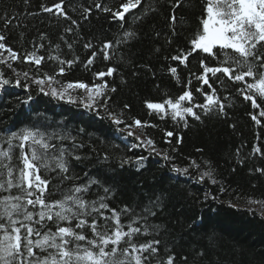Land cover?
<instances>
[{
	"label": "trees",
	"instance_id": "16d2710c",
	"mask_svg": "<svg viewBox=\"0 0 264 264\" xmlns=\"http://www.w3.org/2000/svg\"><path fill=\"white\" fill-rule=\"evenodd\" d=\"M61 2L70 19L54 8ZM125 2L0 0V35L5 37L0 43L18 54L13 61L3 52L7 62L0 64V148L6 147V135L29 128L49 137L48 142L56 146L53 153L60 148L72 153L67 157V175L74 179L61 183L57 171L40 170L42 178L51 180L48 199L61 198L57 185L65 191L96 180L86 196L89 200L105 195L104 187L109 188L105 203L120 214L122 224L141 229L132 242H160L158 252L142 264H166L168 257H174V264H264V216L259 211L264 208V172L256 171L264 169V99L253 93L259 104L253 108L237 91L245 87L244 82L219 73L225 83L214 78L210 83L225 104L224 114L217 110L205 114L197 108L199 120L187 116L173 120L168 110L157 114L149 109L148 103L163 104L185 90L204 103L203 95L196 92L201 84L192 74L202 73L200 59L206 54L193 53L185 64L171 57L187 52L192 39L202 32L207 0H142L124 20L113 17L112 12L122 11ZM96 4L111 11L98 10ZM86 8L91 9L87 19ZM173 14L175 23L170 19ZM125 31L134 32L135 37L117 43ZM106 42L112 47L104 50ZM86 43L92 48L85 49ZM93 51L97 55L87 64ZM33 52L44 57L39 66L25 62V56ZM61 60L73 63L61 65ZM205 62L219 66L212 57ZM61 67L65 71L58 75ZM171 67L177 68L175 76ZM109 68L114 69L111 76H97ZM49 75L58 90L66 91L68 83L106 87L100 89L103 96L91 95L95 102L89 109L85 106L89 95L82 88H72L73 95L65 93L63 98L45 95L41 88L48 81L43 85L34 81ZM4 79L9 83L3 84ZM245 80L256 82L255 77ZM204 91L211 89L204 86ZM110 113L123 123H113ZM135 120L142 122L138 131L145 141L154 142L155 150L124 133L126 125L136 127ZM167 132L174 135L169 137ZM257 147L260 152L254 151ZM165 155L171 158L165 160ZM193 161L199 169L189 167ZM185 167L187 173L174 170ZM208 169L215 183L209 178L199 180L200 172ZM86 234L91 236L90 231Z\"/></svg>",
	"mask_w": 264,
	"mask_h": 264
},
{
	"label": "snow or ice",
	"instance_id": "6c2138e0",
	"mask_svg": "<svg viewBox=\"0 0 264 264\" xmlns=\"http://www.w3.org/2000/svg\"><path fill=\"white\" fill-rule=\"evenodd\" d=\"M141 3L142 0H127L121 5L122 11L112 12V16L124 20L125 14L136 9ZM95 7L104 12L111 11L101 4H96ZM54 8L64 19H70L62 10V2L54 5ZM44 11L52 12L53 9L44 8ZM204 11L206 15L201 17L202 32L192 39L191 48L187 52L182 51L179 56L171 57L173 61L178 60L180 64H185L193 53L199 51L206 54L200 59L202 73L192 74L201 84L196 88V92L203 95L204 103L198 102L190 90H185L178 98L167 99L163 104H147V107L155 110L157 114L165 112V105H168L173 120L177 118L185 120L186 116L199 120L201 117L196 112L197 108L202 109L205 114L213 110L224 114L225 104L217 96L216 88L210 83L213 78L221 85L225 83L217 75L219 73L233 82H244L245 87L238 88L237 91L245 101H251L253 108L259 107L253 93L264 99V0H207ZM84 13V18L87 19L91 14V9H84ZM170 19L175 23L174 14ZM72 23L75 24L76 21L73 20ZM65 31L71 32L72 29L67 28ZM134 37V32L125 31L122 39L117 43H126ZM4 39L5 37L0 35V41ZM84 47L90 49L92 44L86 43ZM111 47V42L103 45L104 50ZM3 52H7L8 57L13 61L18 59L15 51L6 47L4 43H0V64L7 62ZM96 55L97 53L93 51L87 64H92ZM208 57L215 59L219 66H209L205 62ZM104 58L108 59L106 51ZM24 59L26 63L31 62L39 66L44 57H37L33 52L26 55ZM65 63L71 66L73 61H60L61 65ZM64 71L65 69L61 67L57 74L62 75ZM113 71L114 69L109 68L107 73H97V76H111ZM170 72L175 76L177 68L171 67ZM24 76L27 77L28 73L25 72ZM245 77H255L256 82H248ZM53 79V76L49 75L43 79H36L34 82L43 85L45 81H48L51 84ZM2 82L3 84L9 83L7 79ZM16 83L18 85L19 80ZM191 83L192 81L189 80L188 84L191 85ZM204 86L211 91H204ZM66 87L67 89L87 88L89 93L93 91L92 87L84 83L75 85L68 83ZM104 87L106 84L95 86L97 96H103L100 89ZM41 91L44 89L41 88ZM44 94L49 93L44 92ZM51 95L63 98L65 92L52 88ZM227 99V96L223 98V100ZM88 101L85 106L91 109L95 102L91 95ZM109 115L113 118V123H123L113 114ZM261 115H264V111ZM253 119L256 117L253 116ZM134 125L140 127L142 122L135 120ZM126 127L131 129L133 125H126ZM127 135L135 134L130 130ZM166 135L171 137L174 134L167 132ZM48 141L49 137L44 133L29 128H22L19 132L13 131L3 138L6 147L0 148V264H133V262L142 264V261L150 260V257L158 252L156 245L160 242L155 240L141 245L132 242L134 235L141 229L133 227L132 224L127 226L122 224L120 214L115 209H110L105 203L109 188L104 187L105 195L98 196L97 199L86 198L91 185L98 183L96 180L65 191H61L57 185L61 198L48 199V195H51L49 190L51 180L42 178L41 169L47 172L57 171L61 183L74 179L67 175L70 171L67 157L72 156V153H66L63 148L53 153L52 150L56 146ZM141 143H146L152 150H155L154 142L150 138ZM16 149H19L18 157ZM254 151L260 152V148L257 147ZM261 154L264 155V153ZM72 158L80 159L79 156ZM170 158L167 155L164 156L165 160ZM138 159H143V157ZM14 160L16 162H13ZM189 167L199 169L200 165L193 161ZM174 170L187 173L189 168H175ZM256 171L264 172V169L258 168ZM205 178L212 179L213 183L216 182L212 177L211 169L200 172L199 180L203 181ZM249 202L254 203L255 201L250 200ZM104 211L111 214L106 216ZM89 218H91L90 221ZM88 231L91 236L86 234ZM122 244L127 246L121 248ZM144 253H149V255L146 256ZM128 257H131V261L127 259ZM166 264H174V257H168Z\"/></svg>",
	"mask_w": 264,
	"mask_h": 264
},
{
	"label": "rangeland",
	"instance_id": "374dc122",
	"mask_svg": "<svg viewBox=\"0 0 264 264\" xmlns=\"http://www.w3.org/2000/svg\"><path fill=\"white\" fill-rule=\"evenodd\" d=\"M44 92H48V93H51V89L52 88H55V87H53L51 84H49L48 82L44 85ZM57 91H60V90H58L57 88H55ZM84 91H85V93L87 94V95H94V94H96V88H93V91L91 92V93H89V91H88V89L87 88H82ZM65 93H68L67 95H69V96H72L73 95V92H75V90L74 89H67L66 88V91H64ZM66 95V94H65ZM67 98V97H66ZM165 109L166 110H168V112H171V109L168 107V105L167 106H165ZM133 131L134 132V134L135 135H133L132 137H134L136 140H137V137H139V142H143V141H145V139H144V137L139 133V131H138V127H134V128H131V129H129V128H126L125 130H123L124 131V133H128V131ZM144 147L145 148H147V149H149V150H152V148H150L146 143H144ZM253 207L256 209L257 208V206L256 205H253ZM258 209V208H257ZM259 211H260V213L262 214V216H264V208L263 209H259Z\"/></svg>",
	"mask_w": 264,
	"mask_h": 264
}]
</instances>
